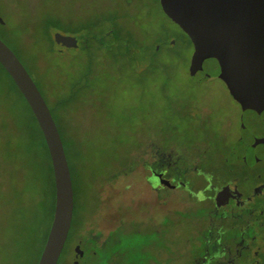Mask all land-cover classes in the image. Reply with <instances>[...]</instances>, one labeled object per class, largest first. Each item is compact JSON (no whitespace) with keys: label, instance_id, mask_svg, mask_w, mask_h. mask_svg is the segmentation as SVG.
<instances>
[{"label":"rangeland","instance_id":"obj_1","mask_svg":"<svg viewBox=\"0 0 264 264\" xmlns=\"http://www.w3.org/2000/svg\"><path fill=\"white\" fill-rule=\"evenodd\" d=\"M117 11L127 12L132 21L130 33L118 41L103 36L107 24L90 33L65 29L71 22L79 27L86 20H106ZM0 14L6 22L0 23V37L18 53L44 93L72 170L74 222L57 264H74L78 240L86 251L80 264H101L104 249L82 232L86 224L84 231L89 232L96 214L118 220L105 247L112 264H195L203 253L196 246L201 238L196 231L202 221L199 209L174 213L177 233L164 245L150 221L141 231L138 212L124 206L138 200L139 167L148 149L165 156L176 141L178 152L186 153L192 149L186 147L203 141L217 146L215 159L221 161L239 135L240 105L224 80L214 76L199 84L191 76L195 48L189 34L160 0H0ZM57 20L59 28L48 33L47 21ZM59 31L79 39L95 33L91 51L80 40V48L60 50L55 41ZM102 37V46L111 48L100 52L96 48ZM76 84L85 88L71 98ZM33 126L38 129L0 63V264H35L49 224L36 208L44 187L34 167L36 153L31 157L26 151ZM36 136L40 157L46 160L39 132Z\"/></svg>","mask_w":264,"mask_h":264},{"label":"flooded vegetation","instance_id":"obj_2","mask_svg":"<svg viewBox=\"0 0 264 264\" xmlns=\"http://www.w3.org/2000/svg\"><path fill=\"white\" fill-rule=\"evenodd\" d=\"M251 16L252 35L257 44L262 43L264 0H255ZM259 51L264 52L262 45ZM228 90L230 92L229 87ZM231 96L240 105V129L235 144L222 160L215 159L219 153L217 146L203 141L186 147L192 148L186 153L178 152L176 141L172 151L165 156L148 149L143 153V165L139 167L141 187L138 200L124 204L138 212L141 231L148 221L152 223L153 234L164 238V245H170L177 233L174 213L199 209L197 215L202 221L196 231L201 238L196 246L203 253L195 264H264V159L229 158L243 135V108ZM254 149L255 146L251 145V151ZM113 205L119 213L118 206ZM161 212L163 218L158 216ZM131 214H128L129 219L134 217ZM90 223V233L86 235L102 250L107 246L110 231L119 225L118 220H105L96 214ZM70 234L71 229L67 240ZM78 244L85 255L82 240H78L76 246ZM75 257L74 264L75 261L80 264L82 256H77L75 251ZM111 262L112 256L108 264Z\"/></svg>","mask_w":264,"mask_h":264},{"label":"water","instance_id":"obj_3","mask_svg":"<svg viewBox=\"0 0 264 264\" xmlns=\"http://www.w3.org/2000/svg\"><path fill=\"white\" fill-rule=\"evenodd\" d=\"M165 12L191 37V76L202 83L218 76L241 103L242 138L229 154L234 160L264 159V52L252 35L255 0H160ZM0 22L5 23L0 14ZM60 50L78 48L76 35L55 33ZM0 63L30 104L47 142L55 177L56 201L50 230L37 264H57L66 244L75 209V190L64 141L35 79L17 53L0 37ZM251 145L255 149L251 151ZM244 146H246L244 148ZM234 158V159H232ZM76 255L83 256L78 244ZM79 261H75L78 264Z\"/></svg>","mask_w":264,"mask_h":264},{"label":"trees","instance_id":"obj_4","mask_svg":"<svg viewBox=\"0 0 264 264\" xmlns=\"http://www.w3.org/2000/svg\"><path fill=\"white\" fill-rule=\"evenodd\" d=\"M140 3H141L140 5L143 8L146 7L145 6L146 5L145 2L144 3L143 2H140ZM126 13L127 12H125L124 15H122L118 11H117V13L116 12H114L113 14L110 13V14H108L105 17L106 20H103V21L93 22V21L86 20V21L82 22V24L79 27H74L73 24H72L73 22H71V24L69 23L70 25H68L65 29L67 30V29L72 28L73 30H75V34H78V33H81L84 30H86V31H89L90 29L91 30L92 29L94 30V29L97 28V26H100V24L101 25L102 24H104V25L107 24L108 25V28L106 29V31H105V33H104L103 36L104 37L106 36L107 38L108 37L109 38L112 37L113 39H115L116 41H118L119 38L122 35L129 34L130 33V31H129L130 30V22H132V21H131V18L129 19L130 15L127 16ZM47 22L48 23L44 27L46 28V30H48V33H49L50 30H54V29H58L59 28L57 26V25H60L58 20L57 21H47ZM1 24H3V26H5L6 22L5 23H1ZM109 24L110 25L113 24V26H110ZM90 32L91 31H89V33ZM84 34H86V33H84ZM84 34L81 35L80 42H81V44L83 42L85 44V47L89 51H91V45L89 44V41H90V38H94L95 37L94 36L95 33H92V35H87V36H85ZM104 39L105 38L102 37L99 40L100 41L99 42V45L96 48L97 51L103 52V51H106V50H108V49L111 48L110 46H102L103 45V42H104ZM17 55H18V53H17ZM19 58H20V56H19ZM3 68H4V66H3ZM12 81L14 82L15 86L20 90V88L18 87V85L16 84V82L14 81L13 78H12ZM84 88H82V86H80V84L79 85L76 84V85L71 86V95H70V97L73 98V97L77 96L75 94H78ZM40 90H41V88H40ZM41 92H42V90H41ZM21 93H22V91H21ZM22 95H23V97H24V99H25V101H26L29 109L31 110L32 117L35 120V122L37 124V127H38V129H36L34 126L32 127V133H31L32 140H31V142L29 144L30 146H27L26 147V151L28 152V154L31 155V157H32V155L34 153H36V157L34 159L35 162H36V164H35L34 167H35V170L38 169V172H39V175H40V179L39 180H40V182L42 181V183L44 184V187H43V190H42V197L40 198V200H37L36 208L39 207L42 210V214H43L42 217H43V219H44V216L45 215L49 219L48 227H47V229L45 230V232L43 234L42 247L40 248V250H39V252L37 254L38 255L37 258L35 257V261L34 262H35V264H37L38 261H39L41 252L43 250V247L45 245V242H46V239H47L49 230H50V226H51V223H52V220H53V215H54V210H55V201H56L55 177H54V169H53V164H52V160H51L49 148H48L47 142L45 140L43 131H42L41 127H40V124H39V122H38V120H37V118H36V116H35L32 108H31L30 104L28 103V101L25 98V96H24L23 93H22ZM43 95H44V93H43ZM71 98H69V99H71ZM61 104H62V102L61 101H58L57 102V108H61ZM53 115H54V113H53ZM54 117H55V115H54ZM55 120H56V118H55ZM56 122H57V120H56ZM58 127H59V125H58ZM37 132H39V135L41 136V138L43 140V143L45 145V149H46V152H47V155H48V158L46 160L43 157H40L41 153L38 151V140H37V136H36V133ZM66 153H67V151H66ZM69 164H70V162H69ZM32 165H33V162H32ZM70 168H71V166H70ZM71 172H72V170H71ZM84 228L82 229V232H84V234H87L88 235L90 233V231L89 232H85L84 231ZM103 249H104V252L106 253V256L103 257L102 256V253H100V256H101V264H108L109 263L108 261H110V259H111V254H110L109 250H107L105 248H103ZM109 257H110V259H109Z\"/></svg>","mask_w":264,"mask_h":264}]
</instances>
